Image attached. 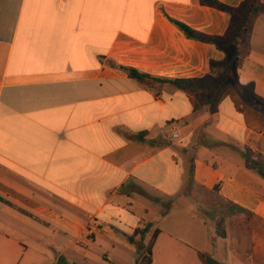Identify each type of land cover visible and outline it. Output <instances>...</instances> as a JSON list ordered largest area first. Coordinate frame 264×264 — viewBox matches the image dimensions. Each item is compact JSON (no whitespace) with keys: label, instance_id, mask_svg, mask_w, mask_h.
<instances>
[{"label":"crops","instance_id":"1","mask_svg":"<svg viewBox=\"0 0 264 264\" xmlns=\"http://www.w3.org/2000/svg\"><path fill=\"white\" fill-rule=\"evenodd\" d=\"M260 4L222 50L170 21L224 37L232 16L201 0H0V264H50L49 248L88 264L97 246L136 264L145 223L152 264H264ZM226 50L237 83L216 91L122 68L211 82Z\"/></svg>","mask_w":264,"mask_h":264},{"label":"trees","instance_id":"2","mask_svg":"<svg viewBox=\"0 0 264 264\" xmlns=\"http://www.w3.org/2000/svg\"><path fill=\"white\" fill-rule=\"evenodd\" d=\"M201 4L203 6H208V7H213L219 10H222L224 12L229 13L232 16V21L230 24V27L228 29V32L224 37H218V36H211L204 34L202 32H199L190 26L179 22L177 20H174L170 18V21L176 25L182 33L190 40H195V41H200V42H206L209 44H215L218 48L225 50L223 44L225 42L232 43L236 45L239 41V39L243 36V34L246 32L248 28V22L250 17L258 13L261 10V4L260 0H245V2L237 7H229L218 0H201ZM227 56H226V65L228 67V72L227 74L223 75L221 78H219L216 81H195V80H187L186 82H182L179 80H162L159 78H152L149 75L142 74L139 71L135 70L134 68H127V67H122L124 70L127 71L129 76L131 78L140 80V81H145L146 79H153L155 81H159L160 83H172L176 86H179L181 84L185 85H199L200 87L204 89H209V90H219L225 82V79L228 77V75H232L234 78V82L237 83V80L235 79L237 76V54H234L233 51H227ZM165 214V213H164ZM223 221L220 222L218 227V235L225 238L226 237V232L222 228ZM153 227L152 224H146L142 227H139L135 230L134 234L131 236H128V241L131 244H137L136 239L140 237L141 242L137 244V259H136V264H152L153 260V246L155 241L158 238V235L160 234V230L157 229L154 231V233L151 236V239L149 241V244L146 246L144 244L145 239L147 235L150 233V229Z\"/></svg>","mask_w":264,"mask_h":264},{"label":"rangeland","instance_id":"3","mask_svg":"<svg viewBox=\"0 0 264 264\" xmlns=\"http://www.w3.org/2000/svg\"><path fill=\"white\" fill-rule=\"evenodd\" d=\"M220 220V219H219ZM222 221V219L220 220V221H218L219 222V224H220V222ZM147 223H145L144 225H146ZM234 224H241V222L240 221H238V222H235ZM221 227V226H220ZM150 238H151V236L148 238V237H146V239H145V241H147V242H149L150 241ZM60 237H54V238H52L49 242L50 243H52L53 245H57L59 242H60ZM136 241H137V239H136ZM141 242V239H140V237H138V241H137V243L139 244ZM31 250H30V254H29V256H31L32 258H39V256H40V254H37V251L35 250V249H33V248H30ZM46 256H47V262H50V264H51V261H53V259H55V257L58 255L57 254V252H58V250H55V248H49V249H46ZM92 260L90 261V263H88V264H108L106 261H105V256H104V253H106V249H103V248H99L98 246L95 248V249H93L92 250ZM44 250H42V252H41V255L42 256H44ZM69 253V256H70V259L72 260V261H74V262H76V263H78V264H83L82 263V257L79 255V254H75V252L74 251H70V252H68ZM42 256H41V258H42ZM138 258V257H137ZM121 261L122 262V264H126V261H125V259H123V258H120V259H116V261ZM60 264H66L65 263V260L63 259V260H61L60 261ZM115 264H118V263H115Z\"/></svg>","mask_w":264,"mask_h":264},{"label":"built area","instance_id":"4","mask_svg":"<svg viewBox=\"0 0 264 264\" xmlns=\"http://www.w3.org/2000/svg\"><path fill=\"white\" fill-rule=\"evenodd\" d=\"M177 137V136H176Z\"/></svg>","mask_w":264,"mask_h":264}]
</instances>
